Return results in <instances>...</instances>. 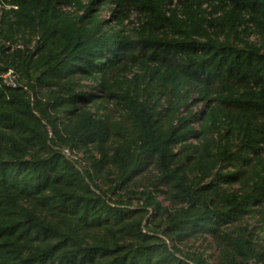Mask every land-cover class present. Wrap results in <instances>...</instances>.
<instances>
[{"label": "trees", "instance_id": "obj_1", "mask_svg": "<svg viewBox=\"0 0 264 264\" xmlns=\"http://www.w3.org/2000/svg\"><path fill=\"white\" fill-rule=\"evenodd\" d=\"M0 264H264V0H0Z\"/></svg>", "mask_w": 264, "mask_h": 264}, {"label": "rangeland", "instance_id": "obj_2", "mask_svg": "<svg viewBox=\"0 0 264 264\" xmlns=\"http://www.w3.org/2000/svg\"><path fill=\"white\" fill-rule=\"evenodd\" d=\"M111 13H112V11L110 10V9H104L103 10V17L105 18V19H109L110 17H111ZM136 16L137 15H135L134 14V12H132V14H131V19H134V20H136ZM132 76V74L131 73H129L128 74V77H131ZM79 83L81 84V85H85L86 87L84 88L85 90H92V86H94V83L92 82V80H89V79H81V80H79ZM99 94H102V93H99ZM99 102H101V100L99 101ZM112 102H110V103H107L106 105H107V107L109 108V109H112L113 107V104H111ZM201 108H203V105H199L196 109H201ZM110 112H111V114L112 115H115V117L117 118V119H119L120 118V112L121 111H119V112H113L112 110H109ZM104 112H107V111H105L104 110ZM122 113V112H121ZM211 241L210 240H197V241H193V242H190L189 243V246L191 247V248H193V249H199L200 251H206L207 252V254H215V250H214V248L211 246Z\"/></svg>", "mask_w": 264, "mask_h": 264}, {"label": "built area", "instance_id": "obj_3", "mask_svg": "<svg viewBox=\"0 0 264 264\" xmlns=\"http://www.w3.org/2000/svg\"><path fill=\"white\" fill-rule=\"evenodd\" d=\"M64 10H68L70 9L69 7L68 8H63ZM135 15L136 12H134ZM19 47H22L20 44L18 45ZM1 77L3 79V82L8 85V86H12V87H16L18 85H20L19 83V78H18V73L17 71L10 67L8 68L4 73L1 74ZM63 153L68 156V157H71V158H75L76 155H75V152L72 151L71 149L69 148H64L63 149Z\"/></svg>", "mask_w": 264, "mask_h": 264}]
</instances>
